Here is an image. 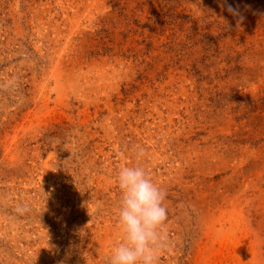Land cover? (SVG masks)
Masks as SVG:
<instances>
[{
  "label": "rangeland",
  "instance_id": "374dc122",
  "mask_svg": "<svg viewBox=\"0 0 264 264\" xmlns=\"http://www.w3.org/2000/svg\"><path fill=\"white\" fill-rule=\"evenodd\" d=\"M124 166L155 264H264V0H0V264H107Z\"/></svg>",
  "mask_w": 264,
  "mask_h": 264
},
{
  "label": "clouds",
  "instance_id": "9594fccd",
  "mask_svg": "<svg viewBox=\"0 0 264 264\" xmlns=\"http://www.w3.org/2000/svg\"><path fill=\"white\" fill-rule=\"evenodd\" d=\"M143 155L140 149L137 156ZM116 180L121 191L117 223L122 242L113 247L107 264H155L161 241L165 239L159 229L167 219L163 204L166 192L139 166L121 167Z\"/></svg>",
  "mask_w": 264,
  "mask_h": 264
}]
</instances>
